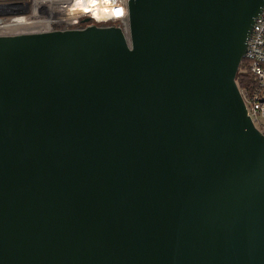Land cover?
I'll use <instances>...</instances> for the list:
<instances>
[{
  "label": "water",
  "instance_id": "95a60500",
  "mask_svg": "<svg viewBox=\"0 0 264 264\" xmlns=\"http://www.w3.org/2000/svg\"><path fill=\"white\" fill-rule=\"evenodd\" d=\"M263 8L129 0V38L0 36V264H264V135L235 81Z\"/></svg>",
  "mask_w": 264,
  "mask_h": 264
},
{
  "label": "built area",
  "instance_id": "2783aa9c",
  "mask_svg": "<svg viewBox=\"0 0 264 264\" xmlns=\"http://www.w3.org/2000/svg\"><path fill=\"white\" fill-rule=\"evenodd\" d=\"M129 0H0V36L81 29L86 25L117 26L129 38ZM124 7L109 19H97L91 10ZM88 18L89 23L82 20ZM245 73L254 81L238 90L254 126L264 135V8L255 18L244 56Z\"/></svg>",
  "mask_w": 264,
  "mask_h": 264
},
{
  "label": "bare ground",
  "instance_id": "6f19581e",
  "mask_svg": "<svg viewBox=\"0 0 264 264\" xmlns=\"http://www.w3.org/2000/svg\"><path fill=\"white\" fill-rule=\"evenodd\" d=\"M123 9L124 7H115L109 4L101 9L91 10V12L97 19H109L113 14L122 13Z\"/></svg>",
  "mask_w": 264,
  "mask_h": 264
},
{
  "label": "trees",
  "instance_id": "16d2710c",
  "mask_svg": "<svg viewBox=\"0 0 264 264\" xmlns=\"http://www.w3.org/2000/svg\"><path fill=\"white\" fill-rule=\"evenodd\" d=\"M245 69H246V66L245 64H243V60H242L239 66L238 73L236 75V79H235L236 84L239 88L252 86L254 83L253 79L245 73ZM244 84H248V85L244 86Z\"/></svg>",
  "mask_w": 264,
  "mask_h": 264
},
{
  "label": "rangeland",
  "instance_id": "374dc122",
  "mask_svg": "<svg viewBox=\"0 0 264 264\" xmlns=\"http://www.w3.org/2000/svg\"><path fill=\"white\" fill-rule=\"evenodd\" d=\"M243 64H245L246 65V62H245V60L243 59ZM246 85H248V84H244V86H246ZM247 87H250V86H247Z\"/></svg>",
  "mask_w": 264,
  "mask_h": 264
}]
</instances>
